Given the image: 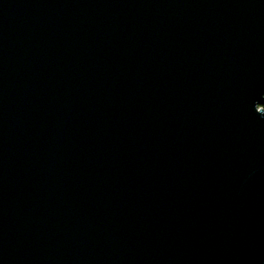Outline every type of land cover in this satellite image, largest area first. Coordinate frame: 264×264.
<instances>
[{
  "label": "water",
  "instance_id": "water-1",
  "mask_svg": "<svg viewBox=\"0 0 264 264\" xmlns=\"http://www.w3.org/2000/svg\"><path fill=\"white\" fill-rule=\"evenodd\" d=\"M264 0H0V264H264Z\"/></svg>",
  "mask_w": 264,
  "mask_h": 264
},
{
  "label": "trees",
  "instance_id": "trees-1",
  "mask_svg": "<svg viewBox=\"0 0 264 264\" xmlns=\"http://www.w3.org/2000/svg\"><path fill=\"white\" fill-rule=\"evenodd\" d=\"M260 107L264 108V104H263V105H261Z\"/></svg>",
  "mask_w": 264,
  "mask_h": 264
}]
</instances>
